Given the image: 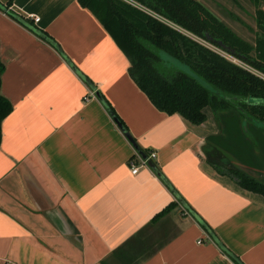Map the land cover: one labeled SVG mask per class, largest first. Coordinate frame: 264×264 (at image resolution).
<instances>
[{
    "label": "crops",
    "instance_id": "0c3cea01",
    "mask_svg": "<svg viewBox=\"0 0 264 264\" xmlns=\"http://www.w3.org/2000/svg\"><path fill=\"white\" fill-rule=\"evenodd\" d=\"M9 8L35 29L0 8V93L12 105L0 128V264H264V196L227 171L263 181L264 168L229 150L233 135L251 139L240 131L250 123L209 106L199 123L157 109L78 0ZM114 116L155 152L153 167L130 172L135 148Z\"/></svg>",
    "mask_w": 264,
    "mask_h": 264
},
{
    "label": "trees",
    "instance_id": "16d2710c",
    "mask_svg": "<svg viewBox=\"0 0 264 264\" xmlns=\"http://www.w3.org/2000/svg\"><path fill=\"white\" fill-rule=\"evenodd\" d=\"M249 1L256 5L253 19L257 30L252 42L236 34L199 0H78L110 32L128 59L129 76L157 109L177 112L188 121L199 123L205 117L203 107L209 106L224 117L247 120L264 134V0ZM10 4L11 0L0 2V8L30 27L26 18L10 10ZM39 33L46 37L43 32ZM158 49L187 64L215 91L183 70L160 67ZM2 69L0 62V73ZM11 108L10 101L0 93V128ZM246 126V123L240 124L242 133L248 131ZM227 169L241 187L264 196L263 181L238 167L230 165ZM154 171L172 191L161 174ZM175 200L190 210L185 202L181 204L177 194ZM173 205L169 203L151 221ZM193 217L209 231L198 217ZM215 241L220 245L216 238ZM232 258L241 264L235 256Z\"/></svg>",
    "mask_w": 264,
    "mask_h": 264
},
{
    "label": "rangeland",
    "instance_id": "374dc122",
    "mask_svg": "<svg viewBox=\"0 0 264 264\" xmlns=\"http://www.w3.org/2000/svg\"><path fill=\"white\" fill-rule=\"evenodd\" d=\"M207 9H209L217 18L222 20L226 25H228L236 34L246 39L249 42L253 41L254 33L257 30V26L255 25L253 19V9L256 7L249 0H199ZM211 48L216 49L223 55L231 58L224 51L215 48L212 45H208ZM157 53L159 54L161 61L159 62L160 67H164L166 69H180L191 75H193L199 82L204 84L209 90L215 91V88L205 79H203L198 74L194 73L190 67L177 59L169 56L163 50L158 49ZM237 61V60H235ZM239 62V61H238ZM231 118V117H228ZM226 119V118H224ZM251 125L246 126L252 133L249 135L251 139H245L244 137H239L237 135H233L236 139V142L233 144L222 140L224 143V148H228V144H232L229 147L235 155L243 156L247 161L252 163L254 168H264V141L260 135V132L257 131ZM231 127V124H230ZM256 137V138H255ZM254 142V143H253ZM258 178V177H256ZM264 181V178L262 179ZM176 217V215L174 216Z\"/></svg>",
    "mask_w": 264,
    "mask_h": 264
},
{
    "label": "built area",
    "instance_id": "2783aa9c",
    "mask_svg": "<svg viewBox=\"0 0 264 264\" xmlns=\"http://www.w3.org/2000/svg\"><path fill=\"white\" fill-rule=\"evenodd\" d=\"M38 16L34 15L32 20H38ZM155 156L154 151H149L148 153L144 154L143 156L139 154L137 151H133V155L127 159V164L131 173H135L139 167H149V161L152 160ZM199 241V240H197Z\"/></svg>",
    "mask_w": 264,
    "mask_h": 264
},
{
    "label": "water",
    "instance_id": "95a60500",
    "mask_svg": "<svg viewBox=\"0 0 264 264\" xmlns=\"http://www.w3.org/2000/svg\"><path fill=\"white\" fill-rule=\"evenodd\" d=\"M96 94H98V93H96ZM114 118H115V116H114ZM115 121H116V123L118 124V126L120 127V129L123 131V133H124V135L126 136V138L132 143V145H133V147L135 148V150H136L139 154H141V155L143 156L144 154L142 153V151L140 150V148L138 147V145L135 143L134 139L128 134V132L123 128V126L118 122V120H117L116 118H115ZM148 163H149V166L153 167V164H152L151 161H149ZM180 202H181V204L184 205V203H183L182 200H180ZM189 212H190L193 216H195L194 213H193L191 210H189ZM196 218H197V217H196ZM208 233H209V231H208ZM209 236H210L211 238H213V240H215V238L212 236L211 233H209Z\"/></svg>",
    "mask_w": 264,
    "mask_h": 264
}]
</instances>
